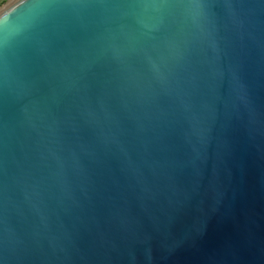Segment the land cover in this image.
Segmentation results:
<instances>
[{
  "label": "water",
  "instance_id": "95a60500",
  "mask_svg": "<svg viewBox=\"0 0 264 264\" xmlns=\"http://www.w3.org/2000/svg\"><path fill=\"white\" fill-rule=\"evenodd\" d=\"M0 264H264V0L2 5Z\"/></svg>",
  "mask_w": 264,
  "mask_h": 264
},
{
  "label": "rangeland",
  "instance_id": "374dc122",
  "mask_svg": "<svg viewBox=\"0 0 264 264\" xmlns=\"http://www.w3.org/2000/svg\"><path fill=\"white\" fill-rule=\"evenodd\" d=\"M10 0H0V7L4 5L5 3L9 2Z\"/></svg>",
  "mask_w": 264,
  "mask_h": 264
}]
</instances>
